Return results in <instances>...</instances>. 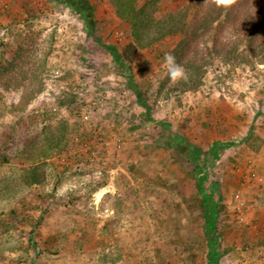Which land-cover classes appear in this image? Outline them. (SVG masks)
<instances>
[{
	"label": "rangeland",
	"instance_id": "1",
	"mask_svg": "<svg viewBox=\"0 0 264 264\" xmlns=\"http://www.w3.org/2000/svg\"><path fill=\"white\" fill-rule=\"evenodd\" d=\"M190 1L118 3L130 18L146 5L157 21ZM77 6L0 0V28L13 27L5 41L14 45L26 28L15 23L29 18L39 34L36 59L49 52L39 97L47 107L25 118L22 135L67 128L42 184L18 183L26 168L19 157L0 163V264H264L259 59L220 65L221 83L212 67L187 90L167 79L163 63L177 41L149 45L158 30L143 28L144 48L122 73L113 57L137 44L131 22L119 17L115 0ZM18 98L11 92L5 101ZM14 115L0 117L1 145L21 135Z\"/></svg>",
	"mask_w": 264,
	"mask_h": 264
},
{
	"label": "trees",
	"instance_id": "2",
	"mask_svg": "<svg viewBox=\"0 0 264 264\" xmlns=\"http://www.w3.org/2000/svg\"><path fill=\"white\" fill-rule=\"evenodd\" d=\"M47 1L70 8L78 7L81 2L89 3V0ZM115 1L117 12L122 10L119 17L131 22L135 30L132 35L137 43L123 46L120 53L113 57L122 73L130 70L137 60V50L144 48L139 42L138 33L143 28L158 30L156 37L148 41L149 45L164 39H169V43L177 41V46L168 53L185 67L188 79L174 82L176 87L196 90L201 85L202 77L212 67V77L221 83L224 81V73L219 69L222 64L246 66L259 59L257 65L264 66V0H191L177 12L166 14L157 21L152 18L146 5L130 18L126 8L123 10V5L118 3L120 0ZM88 18L84 16L85 21H89ZM32 21L24 18L15 23L16 28H26L19 32L14 45L5 41V37L13 33V27L0 28V117L6 113L15 114L12 117L14 124L21 125V135L12 138L9 143L4 140L2 145L0 140V163L8 162L9 156L19 157V163H25L26 168L21 170L18 183L27 187L44 182L46 161L52 152H59L64 147L67 132L66 126H59V134L44 126L41 133L35 136L22 135L27 132L25 118H38L36 114L47 107V102H42L39 97L42 79L47 73L45 60L49 52L44 53L42 59H36L41 48L37 43L39 34L30 28ZM256 70L258 76L264 75V71ZM11 92L17 93L19 98L17 102L7 104L5 98ZM50 197L45 194L39 202L44 204ZM25 213L24 210L21 217ZM48 213V206L40 209L36 222L27 233L29 239Z\"/></svg>",
	"mask_w": 264,
	"mask_h": 264
},
{
	"label": "clouds",
	"instance_id": "3",
	"mask_svg": "<svg viewBox=\"0 0 264 264\" xmlns=\"http://www.w3.org/2000/svg\"><path fill=\"white\" fill-rule=\"evenodd\" d=\"M167 78L172 82L186 81L188 73L185 67L178 63L175 56L170 53H165L163 58Z\"/></svg>",
	"mask_w": 264,
	"mask_h": 264
}]
</instances>
